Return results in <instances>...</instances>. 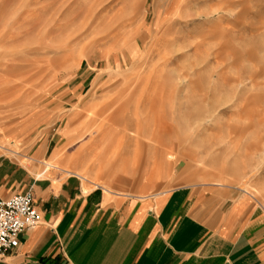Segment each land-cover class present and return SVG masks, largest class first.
<instances>
[{
    "label": "rangeland",
    "instance_id": "obj_1",
    "mask_svg": "<svg viewBox=\"0 0 264 264\" xmlns=\"http://www.w3.org/2000/svg\"><path fill=\"white\" fill-rule=\"evenodd\" d=\"M15 119L26 133L0 154L37 173L71 157L101 173L109 139L116 158L138 137L117 173L234 184L264 208V0H0V121Z\"/></svg>",
    "mask_w": 264,
    "mask_h": 264
},
{
    "label": "crops",
    "instance_id": "obj_2",
    "mask_svg": "<svg viewBox=\"0 0 264 264\" xmlns=\"http://www.w3.org/2000/svg\"><path fill=\"white\" fill-rule=\"evenodd\" d=\"M27 126L19 119L0 121V139L18 140ZM124 127L110 125L98 134L112 137ZM130 139L116 158L108 155L114 143L109 139L101 156L109 165L101 173L85 166V157L70 159L72 171L83 170L110 191L77 172L53 167L37 173L27 157L0 154V198L30 189L42 215L0 255V264H264V208L257 200L216 180L152 191L150 181L132 174L138 148L129 144L138 137ZM44 150L37 147L30 155L39 158ZM126 166L131 177L117 173Z\"/></svg>",
    "mask_w": 264,
    "mask_h": 264
},
{
    "label": "built area",
    "instance_id": "obj_3",
    "mask_svg": "<svg viewBox=\"0 0 264 264\" xmlns=\"http://www.w3.org/2000/svg\"><path fill=\"white\" fill-rule=\"evenodd\" d=\"M42 219L30 189L0 198V255L15 247L18 235Z\"/></svg>",
    "mask_w": 264,
    "mask_h": 264
},
{
    "label": "bare ground",
    "instance_id": "obj_4",
    "mask_svg": "<svg viewBox=\"0 0 264 264\" xmlns=\"http://www.w3.org/2000/svg\"><path fill=\"white\" fill-rule=\"evenodd\" d=\"M125 84V83H124ZM104 122V121H103ZM106 123H108V122H106ZM108 125V124H107ZM14 152V151H13ZM105 190V189H104Z\"/></svg>",
    "mask_w": 264,
    "mask_h": 264
}]
</instances>
